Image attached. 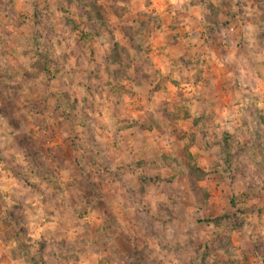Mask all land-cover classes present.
<instances>
[{
    "label": "clouds",
    "instance_id": "1",
    "mask_svg": "<svg viewBox=\"0 0 264 264\" xmlns=\"http://www.w3.org/2000/svg\"><path fill=\"white\" fill-rule=\"evenodd\" d=\"M0 264H264V0H0Z\"/></svg>",
    "mask_w": 264,
    "mask_h": 264
}]
</instances>
